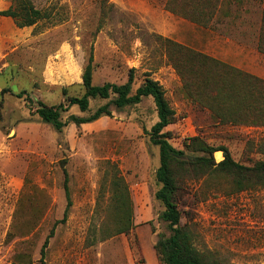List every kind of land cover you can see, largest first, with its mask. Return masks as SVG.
Wrapping results in <instances>:
<instances>
[{"label":"rangeland","instance_id":"374dc122","mask_svg":"<svg viewBox=\"0 0 264 264\" xmlns=\"http://www.w3.org/2000/svg\"><path fill=\"white\" fill-rule=\"evenodd\" d=\"M31 1L55 19L20 28L0 16V264H41L42 253L44 264H161L154 245L169 231L156 198L160 155L150 140L158 121L153 99L125 108L110 103L109 116L80 126L70 122L62 130L39 118L36 102L67 104L68 96L81 94L92 49L94 84L126 83L135 69L133 92L144 74L164 87L176 112L165 129L175 148L185 149L187 139L199 135L250 166L251 159L264 157L256 152L264 126L220 123L185 90L176 67L183 60L171 42L206 48L209 16L214 53L226 61L213 58L241 64L238 69L249 73L255 64L251 49L264 55V0H172L188 18L167 10L168 0ZM13 2L0 0V11ZM158 5L188 22L197 17L205 31L170 21ZM171 27L176 36L162 35ZM109 102L93 100L84 113L72 107L63 119L89 116ZM214 159L222 161V151ZM65 172L71 206L62 223L68 204ZM118 177L128 188L133 228L109 236L117 226L113 183ZM193 188L195 196L181 208L183 224L192 214L196 247L227 264H264V187L239 191L232 178L221 175L201 178Z\"/></svg>","mask_w":264,"mask_h":264},{"label":"trees","instance_id":"16d2710c","mask_svg":"<svg viewBox=\"0 0 264 264\" xmlns=\"http://www.w3.org/2000/svg\"><path fill=\"white\" fill-rule=\"evenodd\" d=\"M216 1L218 3L219 0ZM171 2L172 0L167 1L165 5L167 10L189 17L188 14L179 13L172 7ZM209 5L211 4L206 3V11L210 9ZM0 16L14 19L20 28L36 25L42 20L55 19L52 18L51 12L37 9L31 0H14L8 9L0 11ZM189 19L199 24L202 22L197 17ZM206 25H208L207 19ZM171 43L177 53L176 57L183 60L182 66L176 64V67L179 69L185 90L189 91L199 104H206V109L215 113L220 123L264 126L263 79L187 46ZM93 62L94 54L91 49L82 75L81 94L68 96L67 104L49 106L38 101L37 115L55 129L62 130L70 122L80 126L109 116L110 103L118 108H125L139 104L146 97H151L156 107L158 121L152 127L150 140L159 147L160 155V166L156 172L160 188L156 192V198L164 206L159 218L167 224L169 231L168 234H159L154 245L158 260L161 264H227L213 254L202 252L196 247V235L191 225L192 214L188 212L190 218L186 223H182V202L195 196L193 184L204 177L221 175L230 177L239 191L249 186L264 187V157L258 160L251 159L250 166L243 165L234 160L227 147H215L199 135L188 138L184 143L185 149L175 148L170 142L171 133L165 129L175 122L176 112L170 104L164 87L151 78L150 74H144L142 84L133 92L135 69H130L126 83L107 82L96 85L93 83ZM187 75H189L188 79ZM192 86L198 87L199 90H191ZM205 89L206 95L203 91ZM23 93L20 92L17 97H23ZM97 99L110 100V102L100 106L89 116L70 114L67 120L63 119V114L75 106L80 112H88L91 102ZM256 147V152L264 156V139L258 142ZM217 151H222L224 157L219 163L214 159V153ZM113 184L118 213L116 230L109 236L129 234L133 222L128 188L120 177ZM64 187L68 204L60 221L62 223L66 221L71 206L67 174ZM48 238L44 249L48 244ZM44 258L45 253H42L41 264L45 263Z\"/></svg>","mask_w":264,"mask_h":264},{"label":"crops","instance_id":"0c3cea01","mask_svg":"<svg viewBox=\"0 0 264 264\" xmlns=\"http://www.w3.org/2000/svg\"><path fill=\"white\" fill-rule=\"evenodd\" d=\"M158 7L159 8L157 9V11H160L159 13H161L162 16L166 17L167 19H169L170 21H172L174 23H180V24L185 25L188 28H191L192 30H195V31H199V29L203 28L200 25L197 26L196 23L188 22L183 18H179L178 16H175L171 12L166 11L162 6L158 5ZM206 19L209 21V16H207ZM202 30H204V29H202ZM173 31H174V28L171 27L170 29L163 31L162 35L167 36V37H174V36H176V34ZM205 32H206L205 33L206 34V48H202V46L200 47V46H197L193 43H189V44L186 43V44L190 45L191 47H193L194 49H196L198 51L206 52V54H208L212 57L218 58L220 60L221 59L225 60L220 56L218 57V55L216 56V53H214V49H213L214 43L211 40L214 36L212 35V30L210 29V23H208V25H206V31ZM217 40H218V46H219V44H220L219 39H217ZM226 41L227 40L225 39V41H223L222 44L226 45L227 44ZM180 43L184 44V42H182V41H180ZM203 46H204V44H203ZM251 52L254 53V60L252 62H255V64H254V66H252V69L249 71V73H251L252 75H255L259 78L264 79V64L259 63L260 57L262 59V57L264 55L257 47L256 48L254 47V49H251ZM231 64L237 68L243 69V66L241 64L232 63V62H231Z\"/></svg>","mask_w":264,"mask_h":264},{"label":"bare ground","instance_id":"6f19581e","mask_svg":"<svg viewBox=\"0 0 264 264\" xmlns=\"http://www.w3.org/2000/svg\"><path fill=\"white\" fill-rule=\"evenodd\" d=\"M217 154H219V153H217Z\"/></svg>","mask_w":264,"mask_h":264}]
</instances>
